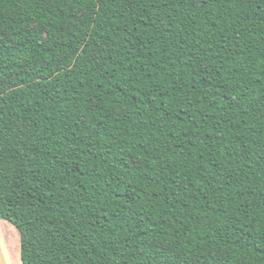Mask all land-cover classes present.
Returning a JSON list of instances; mask_svg holds the SVG:
<instances>
[{"label":"trees","instance_id":"16d2710c","mask_svg":"<svg viewBox=\"0 0 264 264\" xmlns=\"http://www.w3.org/2000/svg\"><path fill=\"white\" fill-rule=\"evenodd\" d=\"M0 220L21 264H264V0H0Z\"/></svg>","mask_w":264,"mask_h":264},{"label":"crops","instance_id":"0c3cea01","mask_svg":"<svg viewBox=\"0 0 264 264\" xmlns=\"http://www.w3.org/2000/svg\"><path fill=\"white\" fill-rule=\"evenodd\" d=\"M19 249V233L11 224L0 220V264H14L15 257L19 255Z\"/></svg>","mask_w":264,"mask_h":264},{"label":"rangeland","instance_id":"374dc122","mask_svg":"<svg viewBox=\"0 0 264 264\" xmlns=\"http://www.w3.org/2000/svg\"><path fill=\"white\" fill-rule=\"evenodd\" d=\"M19 261H20V258L18 255V257H15V259H14V264H19ZM20 264H21V262H20Z\"/></svg>","mask_w":264,"mask_h":264}]
</instances>
